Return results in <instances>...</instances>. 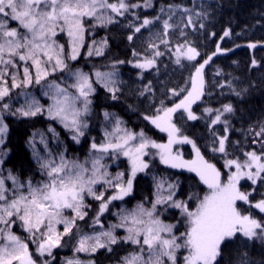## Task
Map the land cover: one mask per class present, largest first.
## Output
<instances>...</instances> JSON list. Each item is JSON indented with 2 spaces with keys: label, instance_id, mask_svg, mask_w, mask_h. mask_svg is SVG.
Wrapping results in <instances>:
<instances>
[{
  "label": "snow or ice",
  "instance_id": "obj_1",
  "mask_svg": "<svg viewBox=\"0 0 264 264\" xmlns=\"http://www.w3.org/2000/svg\"><path fill=\"white\" fill-rule=\"evenodd\" d=\"M152 6V0L131 4L128 0H0V113L17 118H33L46 113L49 120L59 122L71 133V139L76 143L89 127L86 117L92 111V96L96 92L94 84H100L113 100L119 98L123 82L119 79L117 65L130 63L142 71L153 69L158 58L165 55L160 50L163 45L171 53L174 65L192 69L184 86L168 90L171 97L179 99L178 103L168 107L161 100L154 115L144 116L160 132L167 134V143H157L144 131H130L122 127L119 118L105 112V120L111 129L105 127L104 142L97 144L93 140L89 157L83 162L68 159L65 152L54 153L44 133L39 134L44 148L38 150L34 133L29 145L41 179L35 182L32 177L21 179L13 170L5 173L0 167V264H54V250L65 246V238L70 241L73 237V256L63 260L62 264H96L91 257L100 250L112 252L113 246L121 245H130L131 250L118 264H221L225 248L241 237L245 244L256 241L264 244V217L245 214L238 205L242 201L264 213V198L252 203V193L241 191L239 186L242 179L251 181L254 186L258 183L264 185V125L255 132L252 140L253 145H259V151L245 149L243 160L227 158L230 155L229 137L217 136L213 131L211 151L225 157L224 167L230 173L224 181L216 165L205 159L196 142L183 135L173 120L177 113H180V119L184 114L188 121L200 119L193 111V105L206 94V66L217 54L230 51L218 44L211 56L202 63L198 61L201 53L187 38L186 29L195 28L198 22L201 28L204 27L202 18L208 13L202 5L200 11H195V6L184 8L169 4L162 6L155 17H145L138 24L129 21L126 26L133 29L127 37L130 42L142 29L149 30L150 41H158L150 42L144 53L133 49V60H117L111 64V70H96L91 74L70 69L69 62L78 61L84 47L88 48V57L105 54L107 38L92 39L91 44H86V36L92 35L96 27H107L117 23L118 17L126 18L129 14L139 21L133 10ZM89 21L95 23L88 27ZM13 22L15 26H12ZM156 23L162 24V32L151 31ZM177 31L183 42L177 41L173 48L172 37ZM61 35L67 37L66 44L60 43ZM229 35L225 30L221 40ZM248 47L255 48L256 45L249 44ZM256 64L257 61L253 60L252 65ZM56 73L62 74L61 80L50 79ZM65 73L66 78L63 77ZM221 74L217 69L216 75ZM227 83L231 85V81ZM32 85L41 87L43 95L50 101L47 107L26 91ZM14 90H21L16 102L23 98L15 109L12 107ZM151 91L149 83L140 95ZM235 94L240 95L239 92ZM204 112L209 115L215 112L210 128L223 122L225 133L228 132V121L221 118L225 113L233 112L231 104L223 105L222 109L205 108ZM8 132L4 115H0V165L7 156L4 146ZM47 132L52 134L58 146L59 134L55 128L49 126ZM174 144H190L194 158L185 160L173 151ZM148 149L156 150L155 155L161 164L195 173L208 192L202 198L195 197L198 203L192 210L187 201L175 199L178 184L167 183L165 186V181H158L156 198L150 208L144 203H138L131 210L122 208L114 213L119 218L118 223L105 228L101 217L109 211L111 203L131 196L137 173L150 167L145 160L150 155ZM106 155L126 157L130 164L127 176L123 172L112 176L103 162ZM109 189L113 190L112 195H106ZM87 198L99 202V210L89 225L91 233H85L78 223L88 216L87 209L91 205L86 202ZM191 199L193 196H189ZM161 205L180 211L183 231H179V221L165 223L160 218L162 213L158 206ZM58 226H62V230ZM16 227L26 235H18ZM117 229H122L125 235L118 236ZM80 254L89 258L81 259ZM235 264L254 262L249 260L245 251Z\"/></svg>",
  "mask_w": 264,
  "mask_h": 264
},
{
  "label": "trees",
  "instance_id": "obj_2",
  "mask_svg": "<svg viewBox=\"0 0 264 264\" xmlns=\"http://www.w3.org/2000/svg\"><path fill=\"white\" fill-rule=\"evenodd\" d=\"M128 2L130 4L142 3V0H128ZM169 4L184 8H194L195 6V11H200L202 5L204 10L207 11V17L202 18L203 28L200 27L198 22L195 28L186 29L187 38L201 53L198 57L199 62L202 63L204 59L211 56L216 51L218 44L222 49L230 50L217 54L206 66V94L201 101L193 105V111L200 119L188 121L186 114H184L183 119H180V113L175 114L173 117L174 122L181 128L182 134L189 136L196 142L205 159L215 164L223 177L224 173L221 165L225 157L219 153H213L210 147L214 139L213 131L217 136L227 135L229 137L228 152L230 155L227 158L235 159L238 157L242 160L244 159L245 149L250 151L256 148L259 151V145H253L252 140L255 138V132L259 131L261 126L264 125V76L263 78L258 77L260 73L262 74L261 71H264V48L253 51V48L248 47V45L264 44V0H152L153 6L151 8L143 9L140 7L133 10L139 16V21L129 14L126 18L118 17L117 23L107 27H96L92 35L86 36V44H91L92 39L100 41L107 38L108 46L105 49V54L101 57H88V48L85 47L78 61L69 62L70 69L74 71L77 68L88 74L96 70L108 71L111 70L110 66L114 61L133 60V49L144 53L150 42L158 43V41H150L149 30L142 29L140 33L135 34L134 40L130 42L127 37L133 33V29L126 25L129 21L138 24L145 17H155L162 6ZM177 19H179V16ZM12 26H15L14 22ZM225 30H228L230 35L221 40ZM151 31L153 33L162 32V24L156 23ZM177 41L183 42L178 31L172 37L173 48ZM61 43L66 44L67 42L61 40ZM160 50L164 51L165 55L158 58L156 67L144 70L140 75L138 74L139 69L133 67L130 63L117 65L119 79L123 82L121 91L118 93V99L113 100L111 94L103 87L94 84L96 92L92 96V111L86 117L89 127L85 130V135L80 138L79 143L71 139V133L64 127L55 121L49 120L46 113L33 118H17L0 113V115H4L5 123L9 127L4 146L7 156L4 157V163L0 167L3 168L5 173L9 169L13 170L21 176V179L32 177L34 182L40 180L39 168L33 158V149L29 145V140L33 138L34 133H36L34 139L38 150L42 151L44 148L39 135L44 133L54 153L65 152L68 159L72 158L83 162L89 154L93 140L97 144L102 143L105 127L111 129V125L105 120V112L111 114L113 118H119L123 122L122 127L136 133L144 131L149 138L157 143H165L167 139L165 133L156 130L144 119V116L154 115L156 108L160 106L161 100H164L165 105L168 107L176 103L179 99L171 97L168 90L177 86H184L185 80L192 69H182L174 65L170 59L171 53L167 52L163 45L160 46ZM148 54L151 55V50L148 51ZM253 60L257 61L255 66L252 65ZM217 69L222 73L219 76L216 75ZM63 77L66 78L67 73L63 74ZM50 79L59 81L62 79V74L57 73ZM228 81H231L230 86L227 83ZM149 83H151L152 91L141 96L140 92ZM220 84H223L224 87H219ZM18 91L21 90H14L12 93L13 109L19 107V104L23 102L22 97L16 102ZM26 91L31 92L41 104L47 107L49 100L43 95L39 85H32ZM236 92H239L240 95H236ZM226 104H231L233 108V112L225 113L221 118L222 121L224 119L228 121L229 130L227 133H225L223 122L212 125L210 128L215 112L211 115L204 112L205 108L222 109L223 105ZM49 126L55 128L59 134L60 143L58 146L53 140L52 134L47 132ZM187 148V146L181 148L186 158L189 156ZM149 151L150 155L146 156L145 160L149 162L150 167L134 179L132 195L125 197L124 201H113L109 206V211L101 217V222L105 228L109 224L118 223L119 218L114 213L119 212L122 208L131 210L138 203H144L145 207H151L157 192L156 184L158 181H165V186L167 183L178 184L175 199L187 201L188 204L198 203L195 197L202 198L208 191L206 185L202 184L196 175L161 164L159 158L155 155L156 150L149 149ZM104 162L110 166L108 172L112 176H115L118 172L126 174L127 169L123 158L111 156ZM242 183L244 184V182ZM242 183L240 182L241 185ZM243 189L244 192L252 193L250 196L252 203L264 198V185L262 184L250 185V187ZM111 191L109 189L106 195H111L113 193ZM189 196H193V199L189 200ZM86 202L91 205L87 209L88 216L85 221L78 223L85 233H91L92 228L89 225H91L92 218L99 210V202L91 198H87ZM248 206L250 205L244 203L240 204L239 207L246 214L251 213L257 218L264 217L263 213L253 208L248 209ZM158 208H160L159 211L166 223L175 224L179 221V231L184 230L179 210L166 209L163 205L158 206ZM60 230L62 229L60 228ZM96 230H100L98 226ZM16 232L21 236L26 235L19 227H16ZM116 234L120 236L117 232ZM65 240L66 243L63 248L54 250V264H62L63 260L73 256L75 237L70 241L68 238H65ZM243 240L244 238L241 237L225 248L221 264H235L238 256L245 251L248 253L249 260L254 264H264V244L259 241L254 244L253 242L245 244ZM113 248L112 252L100 250L91 259H94L96 264H118L121 257L131 250L130 245L113 246ZM32 250H35L34 246H32ZM80 258L88 259L89 257L83 254Z\"/></svg>",
  "mask_w": 264,
  "mask_h": 264
},
{
  "label": "rangeland",
  "instance_id": "obj_3",
  "mask_svg": "<svg viewBox=\"0 0 264 264\" xmlns=\"http://www.w3.org/2000/svg\"><path fill=\"white\" fill-rule=\"evenodd\" d=\"M141 8H143V9H147V8H144V7H141ZM92 23H95L94 21H89L88 22V26L90 27L91 26V24ZM14 25H15V23H14ZM61 40L62 41H66L67 42V37L66 36H64V35H61L60 36V43H61ZM85 48V47H84ZM84 48H82L81 49V52H83L84 51ZM88 51V50H87ZM76 70H77V68H76ZM75 71V70H74ZM101 71H105V70H101ZM109 71V70H108ZM139 72H138V74L140 75L142 72H144V70L142 71L141 69H139L138 70ZM91 73H93V72H91ZM90 73V74H91ZM57 74V73H56ZM93 80H95V77H93ZM96 85H98V86H100V87H102L100 84H96ZM179 102V100L176 102V103H178ZM48 103H50V101L48 102ZM171 107V106H170ZM214 118H215V116H214ZM52 121H54V120H52ZM55 122H57V121H55ZM149 122V121H148ZM60 126H62L59 122H57ZM150 123V122H149ZM151 124V123H150ZM152 125V124H151ZM153 126V125H152ZM63 127V126H62ZM154 127V126H153ZM155 128V127H154ZM156 130H158L159 131V129H157V128H155ZM162 133H164V132H162ZM165 135H166V142L165 143H167V140H168V137H167V134L165 133ZM101 141H103L104 142V140H101ZM183 146H187L188 148L186 149L187 150V152H189V156L186 158L184 155H183V149H181ZM180 147V148H179ZM172 148H173V151L174 152H176V153H179L180 155H182V157L185 159V160H191V159H193L194 158V152H193V149H192V146L190 145V144H174L173 146H172ZM148 151H149V149H148ZM59 152V151H58ZM150 152V151H149ZM156 153V152H155ZM154 154V153H153ZM220 154V153H219ZM157 156V155H156ZM89 157V154H88V156H87V158ZM109 157H111L110 155H106L105 156V159H104V161L105 160H107V158H109ZM158 157V156H157ZM118 158H123L124 159V162H125V164H126V169H127V171H126V176H127V174L130 172V164H129V161H128V159L126 158V157H124L123 155H119L118 156ZM146 158V157H145ZM150 158H152V156H150ZM159 158V157H158ZM70 160H73L72 158H69ZM243 160V159H242ZM103 161V162H104ZM104 164L107 166V170L110 168V166L109 165H107V163L106 162H104ZM221 167L223 168V177H222V175H221V179L222 180H224V181H226L227 180V176H228V174H230L229 173V171H228V169H226L225 167H224V161H223V164L221 165ZM177 170H180V171H183V172H188L186 169H177ZM233 171H234V169H233ZM141 173H143V172H141ZM141 173H137V176L138 175H140ZM188 173H190V172H188ZM192 174H194L195 175V173H192ZM136 176V177H137ZM225 177V178H224ZM241 183L242 182H244V184L242 183V185L240 184V187H242L240 190L241 191H244V189L243 188H248V187H250V185L251 186H253L252 184H251V181H249V180H247V179H242L241 181H240ZM98 187V189H99V186H97ZM100 190V189H99ZM110 190H112V189H110ZM111 192H113V190L111 191ZM206 192H208V191H206ZM157 193V192H156ZM113 194V193H112ZM111 194V195H112ZM155 198H156V194H155ZM155 200V199H154ZM178 200V199H177ZM238 203H244V202H238ZM191 205H193L192 207H190V209H192V210H195V208H196V205H197V203H193V204H189V206H191ZM240 206V205H239ZM148 208H150V207H148ZM170 208V207H169ZM248 209H252V207H250V206H248L247 207ZM160 209V208H159ZM171 209H175V208H171ZM253 209H255V208H253ZM178 210V209H177ZM256 211H258L259 212V210L258 209H255ZM162 212H164V211H162ZM180 212V211H179ZM246 214V213H245ZM264 214V213H263ZM160 218L163 220V218H162V216H160ZM164 221V220H163ZM165 223H166V221H164ZM59 228H61L62 229V226H58ZM116 232L120 235V236H123V235H125V233H124V231L122 230V229H117L116 230ZM81 255H83V254H80V256Z\"/></svg>",
  "mask_w": 264,
  "mask_h": 264
},
{
  "label": "bare ground",
  "instance_id": "obj_4",
  "mask_svg": "<svg viewBox=\"0 0 264 264\" xmlns=\"http://www.w3.org/2000/svg\"><path fill=\"white\" fill-rule=\"evenodd\" d=\"M261 48H264V44L263 43H260V44H256V47L255 48H253V51H257L256 49H261ZM262 72V74L260 73V75L258 76L259 78L260 77H262L263 78V76H264V71H261Z\"/></svg>",
  "mask_w": 264,
  "mask_h": 264
}]
</instances>
